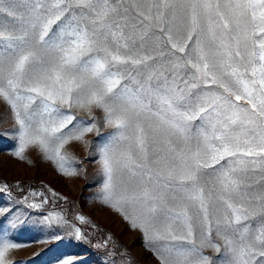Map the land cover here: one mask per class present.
I'll list each match as a JSON object with an SVG mask.
<instances>
[{
  "label": "snow or ice",
  "instance_id": "obj_1",
  "mask_svg": "<svg viewBox=\"0 0 264 264\" xmlns=\"http://www.w3.org/2000/svg\"><path fill=\"white\" fill-rule=\"evenodd\" d=\"M0 102L12 155L66 176L113 130L99 198L159 264H264V0H0ZM20 247L0 226V264Z\"/></svg>",
  "mask_w": 264,
  "mask_h": 264
},
{
  "label": "rangeland",
  "instance_id": "obj_2",
  "mask_svg": "<svg viewBox=\"0 0 264 264\" xmlns=\"http://www.w3.org/2000/svg\"><path fill=\"white\" fill-rule=\"evenodd\" d=\"M77 116L91 120L84 112ZM13 125L7 106L0 102V209L8 210L0 215V226L7 229L10 239L22 245L8 253L6 264H53L65 254L74 257L77 264H159L142 233L131 229L99 198L103 173L97 145L112 129L101 124L99 135L88 134L86 143L67 146L79 174L66 176L35 152L30 153L31 163L14 157ZM55 213L67 223L52 218ZM80 215L88 222L82 223ZM72 226L79 227L86 239L69 246L66 239L71 238ZM55 235L66 239L58 241L52 238ZM41 240L45 242H37ZM106 241V247H98ZM204 251L217 255L212 249Z\"/></svg>",
  "mask_w": 264,
  "mask_h": 264
}]
</instances>
